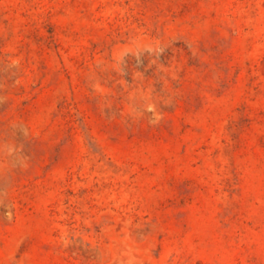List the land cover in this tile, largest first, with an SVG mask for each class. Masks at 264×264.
<instances>
[{"label":"rangeland","instance_id":"1","mask_svg":"<svg viewBox=\"0 0 264 264\" xmlns=\"http://www.w3.org/2000/svg\"><path fill=\"white\" fill-rule=\"evenodd\" d=\"M0 264H264V0H0Z\"/></svg>","mask_w":264,"mask_h":264}]
</instances>
